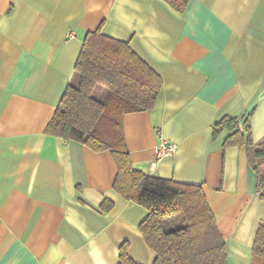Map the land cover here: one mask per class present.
<instances>
[{"label": "crops", "instance_id": "crops-1", "mask_svg": "<svg viewBox=\"0 0 264 264\" xmlns=\"http://www.w3.org/2000/svg\"><path fill=\"white\" fill-rule=\"evenodd\" d=\"M124 41L161 78L153 106L122 117L131 165L201 185L227 264H264L252 249L264 199L243 146L213 137L223 116L252 111L264 137V0H0V264H138L155 252L147 209L113 189L108 150L44 131L87 31ZM160 140L175 143L156 156ZM104 200L112 202L101 209Z\"/></svg>", "mask_w": 264, "mask_h": 264}, {"label": "trees", "instance_id": "trees-1", "mask_svg": "<svg viewBox=\"0 0 264 264\" xmlns=\"http://www.w3.org/2000/svg\"><path fill=\"white\" fill-rule=\"evenodd\" d=\"M164 1L181 12L189 0ZM101 27L85 33L73 74L44 131L112 153L117 167L113 189L147 209L139 230L156 254L151 264H227L225 241L201 185L132 167L122 117L151 108L161 78L126 42L104 34ZM98 86L106 88V100L95 96ZM251 113L223 116L213 125L212 135L226 130L223 147H244L255 189L264 199V137L252 140ZM100 206L108 210L112 202L104 200ZM252 249L264 258V221L257 227ZM118 264H138L127 255L125 245L120 247Z\"/></svg>", "mask_w": 264, "mask_h": 264}, {"label": "built area", "instance_id": "built-area-1", "mask_svg": "<svg viewBox=\"0 0 264 264\" xmlns=\"http://www.w3.org/2000/svg\"><path fill=\"white\" fill-rule=\"evenodd\" d=\"M176 145L173 142L160 140L155 146L156 156L172 154L175 151Z\"/></svg>", "mask_w": 264, "mask_h": 264}, {"label": "rangeland", "instance_id": "rangeland-1", "mask_svg": "<svg viewBox=\"0 0 264 264\" xmlns=\"http://www.w3.org/2000/svg\"><path fill=\"white\" fill-rule=\"evenodd\" d=\"M95 96L101 100H106L108 92L104 86H98L95 91Z\"/></svg>", "mask_w": 264, "mask_h": 264}]
</instances>
